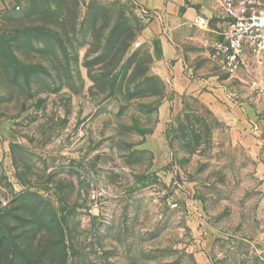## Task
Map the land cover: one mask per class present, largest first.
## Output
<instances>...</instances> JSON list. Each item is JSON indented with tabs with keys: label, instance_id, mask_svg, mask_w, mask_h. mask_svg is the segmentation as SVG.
Here are the masks:
<instances>
[{
	"label": "rangeland",
	"instance_id": "rangeland-1",
	"mask_svg": "<svg viewBox=\"0 0 264 264\" xmlns=\"http://www.w3.org/2000/svg\"><path fill=\"white\" fill-rule=\"evenodd\" d=\"M145 14L0 5V264H264V159L194 98L158 130ZM208 61L264 141V58Z\"/></svg>",
	"mask_w": 264,
	"mask_h": 264
},
{
	"label": "crops",
	"instance_id": "crops-1",
	"mask_svg": "<svg viewBox=\"0 0 264 264\" xmlns=\"http://www.w3.org/2000/svg\"><path fill=\"white\" fill-rule=\"evenodd\" d=\"M122 1L133 3L138 11L148 16L140 37L151 57L149 72L164 84L168 93L158 105V130L172 116L183 113L186 101L194 98L236 133L235 139L242 143L249 156L264 159V141L259 132L252 133L245 103L238 105L232 99L224 80L208 61V46L218 38L215 30L222 16L219 1ZM2 4L3 0H0ZM198 15L208 20V26L193 24ZM255 127L260 130L262 126ZM256 172L259 175L264 173L262 163L258 164Z\"/></svg>",
	"mask_w": 264,
	"mask_h": 264
},
{
	"label": "built area",
	"instance_id": "built-area-1",
	"mask_svg": "<svg viewBox=\"0 0 264 264\" xmlns=\"http://www.w3.org/2000/svg\"><path fill=\"white\" fill-rule=\"evenodd\" d=\"M218 1L222 8L215 30L218 38L209 44L207 56L226 74L233 75L248 60L264 58V0ZM193 24L205 27L209 22L198 15Z\"/></svg>",
	"mask_w": 264,
	"mask_h": 264
},
{
	"label": "trees",
	"instance_id": "trees-1",
	"mask_svg": "<svg viewBox=\"0 0 264 264\" xmlns=\"http://www.w3.org/2000/svg\"><path fill=\"white\" fill-rule=\"evenodd\" d=\"M117 42H119L118 40H117ZM158 79V78H157Z\"/></svg>",
	"mask_w": 264,
	"mask_h": 264
}]
</instances>
